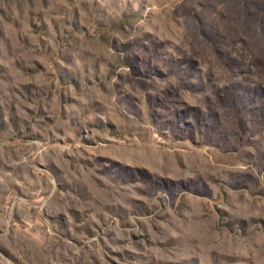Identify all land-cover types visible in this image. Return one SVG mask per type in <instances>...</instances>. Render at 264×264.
<instances>
[{
  "label": "rangeland",
  "instance_id": "obj_1",
  "mask_svg": "<svg viewBox=\"0 0 264 264\" xmlns=\"http://www.w3.org/2000/svg\"><path fill=\"white\" fill-rule=\"evenodd\" d=\"M0 264H264V0H0Z\"/></svg>",
  "mask_w": 264,
  "mask_h": 264
}]
</instances>
